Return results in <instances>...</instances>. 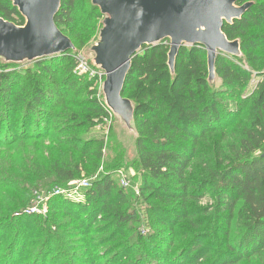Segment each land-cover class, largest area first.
Returning <instances> with one entry per match:
<instances>
[{"label":"trees","instance_id":"16d2710c","mask_svg":"<svg viewBox=\"0 0 264 264\" xmlns=\"http://www.w3.org/2000/svg\"><path fill=\"white\" fill-rule=\"evenodd\" d=\"M244 1L238 0L237 3ZM251 1L253 5L240 19L223 26L228 39L240 40L245 66L235 62L234 57L218 54L215 73L222 82L220 89H212L207 82L206 51L198 45L179 49L174 72H170L167 65V42L145 45L132 57L122 94L135 104L136 162L143 175L139 192L131 191L126 196L123 188L115 191L114 172L106 171L84 190L81 202H74L82 205L83 211L85 204L92 199L90 210L77 217L72 215L79 219L86 214V219L79 220V225L87 229L97 222L99 216L108 221L112 230L106 241L120 236L126 225L132 222L133 226L129 228L136 233L118 240L102 264H145L150 258L148 251L162 249L170 253L174 235L164 237L163 233L173 229L179 219L190 222L192 215L208 213L207 207L187 202L202 196L212 200V211L217 219L213 234H192L172 264H264V0ZM77 3L78 0H61L54 20L74 47L76 38L71 31L75 27L73 13ZM90 14L95 19L102 17L95 7H91ZM0 17L17 25L24 22L11 0H0ZM59 56L57 58H61L66 67H75L71 52ZM57 58L38 59L33 68L25 70H10L8 67L0 70V101L9 120L14 123L18 118L20 121L19 132L23 137L28 136L31 122L34 135L49 136V123L44 117L51 115L50 111L62 95L61 88L48 85ZM19 77L24 81L20 87L17 83ZM67 81L72 84L74 80ZM85 85L91 89L89 98L83 111L70 114V120L77 129L88 131L107 121L109 114L97 97L96 81L88 78ZM224 92L237 101L239 110L236 115L244 112L242 117L231 118L239 129L238 140L227 142L224 149L216 146L202 157L199 154L200 141L207 134L219 131L222 139L226 138L224 103L219 98ZM194 161L200 167L199 178L190 180L187 175ZM141 199L151 202L131 210H126L128 206L121 208L129 202L136 205ZM62 201L74 204L73 200ZM142 208H145L143 217L149 220L140 217ZM152 218L165 227L152 229ZM143 220L144 225L141 224ZM3 223L6 221L0 225ZM8 234L0 231V241ZM9 235L8 243L0 246V264H19L26 247L22 240L25 233L17 229ZM54 241L52 234L47 235L29 264H58L62 258L61 249L56 250L61 258L56 253L45 261ZM69 256V253L63 254V257ZM78 261L68 258L64 264ZM89 263L95 262L91 260Z\"/></svg>","mask_w":264,"mask_h":264},{"label":"rangeland","instance_id":"374dc122","mask_svg":"<svg viewBox=\"0 0 264 264\" xmlns=\"http://www.w3.org/2000/svg\"><path fill=\"white\" fill-rule=\"evenodd\" d=\"M248 1L251 0H245L241 4ZM91 7L90 0H78L73 13L75 27L71 31L76 38L74 39V52L76 53H71L72 55L77 53L83 55L93 67L91 62L93 54L89 47L97 40L102 17L95 19L90 14ZM165 42L168 43V41ZM183 47H190V45ZM234 58L239 65L245 66L243 54ZM55 62L56 69L51 73L48 85L54 89L61 88L62 95L59 103L50 111L51 115L44 117V121L49 123V136L34 135L31 122L28 127V136L23 137L19 132L22 127L20 121L18 118L14 123L11 119L9 120L8 112L0 101L2 123L0 134L3 141L0 144V224L6 221L0 225V231L10 234L20 229L25 233L22 240L26 247L21 254L19 264H29L44 238L51 234L55 241L51 244L50 254L47 255L45 261L46 259L49 261L52 255L57 253L56 250L61 249L62 258L57 253V257L61 258L58 264H64L68 258L79 260L74 264H90L91 260H94V264H102L104 258H109L108 254L118 240L129 238L136 233L135 230L129 228L132 222L126 225L127 228L121 232L120 236L106 241L111 236L112 230L108 221L100 219L99 216L97 222L87 229L79 225V220H85L86 214H82L79 219L72 217V215L77 217L80 213L90 210L92 199L85 204L86 209L83 211H81L82 205L74 202H81L84 198V190L101 178L106 171L114 172L115 191L123 188L126 196L131 191L138 194L143 175L136 162V132L134 129L128 130L118 118L113 116L88 131L73 126L70 114L83 111V106L89 98L91 89L85 85L88 77L76 72V65L73 69L66 67V63L61 58H57ZM34 63L35 61L6 64L0 59V70L3 67H8L10 70H25L33 68ZM68 79L74 80L73 83L69 84ZM23 82L22 78H17L19 87ZM210 85L212 89H220L222 82L216 75L214 82ZM97 97L101 99V95ZM219 98L224 103L226 138L222 139V133L219 131L207 134L200 141L199 154L202 157L211 153L216 146L218 149H224L227 142L238 140L239 129L231 118H234L233 116L242 117L244 112L240 111L236 115L239 110L237 101L228 97L225 92L220 94ZM41 126L39 125V128ZM199 172V164L194 161L188 171V179L199 178ZM70 176L71 179L68 178ZM55 189H59L61 193L55 194ZM62 200H73L74 204ZM149 202L151 201L141 199L136 205L129 202L121 208L126 209L125 207L128 206L126 210H131L132 207H144L145 204H150ZM187 202L190 205L196 203L199 207H207L210 211L192 215L193 219L190 222L187 219L177 220L173 229L163 233L164 237L174 235L173 248L170 253L162 249L148 251L150 258L145 264H160V262L172 264L180 256L183 245L192 237V234L209 233L212 236L217 221L211 207L212 200L202 196ZM144 210L145 208L140 209L139 215L144 220H149L148 217H143ZM144 220L141 221L142 225L145 224ZM163 227L165 226L159 225L152 218V229ZM145 228L148 229V227ZM9 234L3 240L1 239L0 246L8 243ZM66 253L70 256L63 257Z\"/></svg>","mask_w":264,"mask_h":264},{"label":"water","instance_id":"95a60500","mask_svg":"<svg viewBox=\"0 0 264 264\" xmlns=\"http://www.w3.org/2000/svg\"><path fill=\"white\" fill-rule=\"evenodd\" d=\"M102 15L97 40L89 47L93 67L103 72L100 95L105 108L128 130H135V104L123 96L132 57L145 45L168 41L167 65L174 72L181 47L206 51L207 82H214L218 54L241 56L240 40L227 38L225 23L240 19L253 5L238 0H90ZM24 22L0 17V59L19 64L76 53L71 39L55 24L61 0H11ZM211 86V85H210Z\"/></svg>","mask_w":264,"mask_h":264},{"label":"built area","instance_id":"2783aa9c","mask_svg":"<svg viewBox=\"0 0 264 264\" xmlns=\"http://www.w3.org/2000/svg\"><path fill=\"white\" fill-rule=\"evenodd\" d=\"M76 61V67L75 70L79 74L86 75L89 79H94L96 81V84L98 85L99 89V95H100V89L102 82L104 81V74L101 71H98L97 69H94V67H91L86 58L81 54H75L73 55ZM105 107V106H104ZM107 110V109H106ZM109 114V118H112V114L107 110ZM55 194H60L61 191L59 189H55Z\"/></svg>","mask_w":264,"mask_h":264}]
</instances>
